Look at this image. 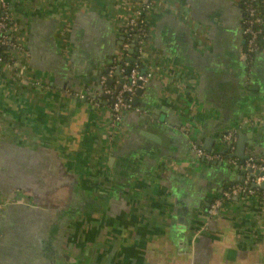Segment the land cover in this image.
I'll return each instance as SVG.
<instances>
[{
    "label": "crops",
    "instance_id": "1",
    "mask_svg": "<svg viewBox=\"0 0 264 264\" xmlns=\"http://www.w3.org/2000/svg\"><path fill=\"white\" fill-rule=\"evenodd\" d=\"M144 2L152 77L112 128L97 88L118 90L136 59L123 27ZM4 13L0 264H264L257 192L206 219L244 178L228 160L264 155V48L246 56L237 0H0Z\"/></svg>",
    "mask_w": 264,
    "mask_h": 264
},
{
    "label": "built area",
    "instance_id": "2",
    "mask_svg": "<svg viewBox=\"0 0 264 264\" xmlns=\"http://www.w3.org/2000/svg\"><path fill=\"white\" fill-rule=\"evenodd\" d=\"M238 4L243 6L245 13L247 14V19H241V32L246 39V50L247 52H252L256 50V39L259 31L255 29V26H260L263 24L264 20L257 15V10L255 4L258 0H237ZM150 9V4L144 2L136 10L133 16L129 17L124 24V34L128 37L129 32L134 31L138 34L137 39V57L134 59V66L132 63L122 61L123 69L130 68L128 74L125 75L124 81L118 90H113L110 87L105 86V81L107 76L101 78V84L103 90L106 94L113 97L114 102L111 106V121L110 126L112 128L118 127L121 124L122 114L132 109L131 107V96L138 89H142L144 85L151 79V74L141 73V60L145 59L146 51V41L141 37L142 26L145 23V19L142 18L143 12ZM7 14L4 13L3 17L0 18V47L6 46L10 50H17V45L12 40L8 34L7 27ZM126 36V40H128ZM134 44V43H132ZM130 43L126 42L123 44L122 52H126ZM2 62V61H0ZM110 77V73L109 76ZM129 95L130 99L125 100L124 95ZM253 120L244 121L243 124H253ZM236 130H230L222 136V141L227 148V151L232 153L234 150V144L236 142ZM190 152L194 158L202 160L205 163H212L219 161L220 156L217 154H206L200 146L192 144ZM230 164L234 165L244 173V178L240 183H236L228 187L220 196V198H214L207 210L206 219L218 217L224 207V202H229L232 198L241 197L244 195H255L259 186L264 184V155L261 157L254 155H249L243 162H238L236 160L229 159ZM255 186V187H253ZM264 199V188L261 194ZM6 204L0 201V209Z\"/></svg>",
    "mask_w": 264,
    "mask_h": 264
},
{
    "label": "trees",
    "instance_id": "3",
    "mask_svg": "<svg viewBox=\"0 0 264 264\" xmlns=\"http://www.w3.org/2000/svg\"><path fill=\"white\" fill-rule=\"evenodd\" d=\"M239 6H240L241 13H242V18L247 19V14L245 13L243 6H241V5H239ZM255 6H256V10H257V15L264 20V0H258V3H256ZM146 12L147 11H144L143 15H142V18L145 20H146V18H145ZM2 17H3V14H0V18H2ZM6 23H7V27H8L9 26L8 15H7ZM142 28H143V30L141 33V37L143 38L144 41H146L148 38V24L146 21H145L144 25L142 26ZM255 29L259 31V34H258L257 39H256V50L255 51L247 52V50H246L247 49L246 48V39L247 38L244 36V38H245L244 49H245L246 56L248 58H251L256 51L264 48V22L260 26H257V27L255 26ZM128 35H130V36L128 37L126 34H124V37L126 38V36H127V38H128V40H126V42H128L130 44L134 43L135 46L137 47L138 34L134 31H131L128 33ZM10 51L11 50L9 47H6V46L0 47V61L9 63V61H11L10 60ZM134 64H135V62L132 63L133 66H134ZM138 64L141 65L142 63H138ZM124 99L129 100L130 99L129 95L125 94ZM124 113L122 115H124ZM256 192H257L256 195L259 197V199L261 201H264V199L261 196L262 190H257ZM225 203H227V202H224V205H225Z\"/></svg>",
    "mask_w": 264,
    "mask_h": 264
},
{
    "label": "water",
    "instance_id": "4",
    "mask_svg": "<svg viewBox=\"0 0 264 264\" xmlns=\"http://www.w3.org/2000/svg\"><path fill=\"white\" fill-rule=\"evenodd\" d=\"M121 40H123V39L121 38ZM131 47H132V49L129 51V54H132L134 50H135V52L137 51V49L135 48V44H132ZM127 61L129 63H132L133 62V60L131 58L128 59ZM129 70H130V68H127L126 74H128ZM123 81L124 80L121 79L120 84L118 85V89L121 87V84L123 83ZM107 83L110 84V81H108ZM102 88H103L102 86H99L97 88V91H98L99 94H102V90H103ZM142 92H143L142 89H138V90H136L135 93L137 95H140ZM113 102H114V99L112 98L111 103L113 104ZM133 105H136V100L133 101ZM121 123H122V120H121ZM243 147H244L243 140H242V137H240L238 139V142H237L236 152H235L234 156L240 158L241 160L244 159V157H242V153H243V149H244ZM253 187H255V186H253ZM259 188H264V184L260 185Z\"/></svg>",
    "mask_w": 264,
    "mask_h": 264
},
{
    "label": "flooded vegetation",
    "instance_id": "5",
    "mask_svg": "<svg viewBox=\"0 0 264 264\" xmlns=\"http://www.w3.org/2000/svg\"><path fill=\"white\" fill-rule=\"evenodd\" d=\"M53 256H56V255H53Z\"/></svg>",
    "mask_w": 264,
    "mask_h": 264
}]
</instances>
